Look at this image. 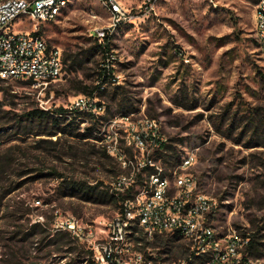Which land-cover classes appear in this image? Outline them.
Returning <instances> with one entry per match:
<instances>
[{
    "label": "rangeland",
    "instance_id": "rangeland-1",
    "mask_svg": "<svg viewBox=\"0 0 264 264\" xmlns=\"http://www.w3.org/2000/svg\"><path fill=\"white\" fill-rule=\"evenodd\" d=\"M120 1L128 13L110 33L113 76L95 92L103 109L93 117L63 118L61 131L49 135L52 122L28 112L67 108L84 85L99 84L103 56L91 32L109 23L99 0H69L41 25L62 57L77 56L64 63L61 78L45 90L0 82V264H90L80 235L59 229L75 220L78 233L89 235L119 210L110 183L129 170L106 146L145 118L157 121L166 140L168 160L156 162L192 173L198 191L217 199L214 224L253 235L261 251L252 262L264 264V51L254 31L256 1L158 0L152 8ZM186 152L195 159L181 169ZM150 171L137 176L134 189ZM70 182L96 185L94 199L70 194Z\"/></svg>",
    "mask_w": 264,
    "mask_h": 264
},
{
    "label": "built area",
    "instance_id": "built-area-1",
    "mask_svg": "<svg viewBox=\"0 0 264 264\" xmlns=\"http://www.w3.org/2000/svg\"><path fill=\"white\" fill-rule=\"evenodd\" d=\"M109 13L105 28L91 32L101 41L126 18L128 10L120 0H99ZM158 0H145L152 8ZM69 0H0V78L29 81L45 90L65 74L61 48L50 45L41 32L44 22L53 21ZM255 35L264 51V0H257L254 13ZM113 55L111 56V58ZM96 97L76 95L67 107L82 115L103 109ZM107 142L109 134L104 133ZM119 138L116 134L106 150L127 174L117 175L110 183L111 194L119 210L101 221L98 231L79 234L75 220L66 221V229L80 235L93 250L96 264H253L248 252L249 236L233 227L214 224L217 199L197 189L192 173L167 172L153 158L166 140L159 124L145 118ZM128 146H122V141ZM131 147L128 155L125 148ZM194 155L181 156L179 168L187 169ZM147 168V169H145ZM151 169L144 182L133 188L137 175ZM173 178V179H172ZM125 196V197H123ZM39 203V199L35 200ZM167 237L155 243L159 237Z\"/></svg>",
    "mask_w": 264,
    "mask_h": 264
},
{
    "label": "trees",
    "instance_id": "trees-1",
    "mask_svg": "<svg viewBox=\"0 0 264 264\" xmlns=\"http://www.w3.org/2000/svg\"><path fill=\"white\" fill-rule=\"evenodd\" d=\"M257 1V0H255ZM94 42L96 43L97 48L101 51L103 59L102 63L100 64V68L97 73V79L99 84H96L94 86H89V85H84L83 90L85 95L90 96L91 98L97 97L95 92H100L102 91L100 88L103 86V84L107 83L110 81L111 77L113 76L112 73V68L110 66V60L112 56V51L110 48V36H105L101 41H99L97 38L94 37ZM76 57L74 56L71 58V56H67L66 54L63 55V61L66 64V61L69 60L70 63H75L76 62ZM2 81H7V80H2L0 78V82ZM26 84H30L29 81H21ZM98 105H100V102H97ZM81 113L74 110V111H69L67 108H64L62 106L58 107L55 111L49 112L48 110L45 109H34L28 112V116L31 119H37L39 121H48L50 120L52 122V125L54 126L53 129L48 131V134L51 135L53 133H56L58 131H61L59 128V125L61 123V120L63 118H74L72 122H74L76 119H79V115ZM93 117V115L91 116ZM166 147V143H163L159 149H157L154 153L153 158L157 159V157H164V159L167 161L168 159L166 158V154H162L163 149ZM147 169V168H145ZM1 170V166H0ZM1 175V171H0ZM139 175V174H138ZM137 175V176H138ZM68 188H69V193L74 195L75 193L81 192L82 197H85L87 199H94L92 198V195L95 193V190L97 189L96 185L92 186H84L79 183H68ZM125 197V196H123ZM114 199L118 200L115 196H113ZM40 227L42 228V224L39 222H36L33 227ZM60 231L67 232L71 237L74 239H78V237L75 234H72V232L68 229L62 230L59 229ZM249 236V244H248V252L250 255H254L258 257L260 255V243L255 239L253 235H248ZM83 246L86 247V251L90 254L89 258V263L94 264V260L91 257L93 254V250L87 245L85 241L81 242Z\"/></svg>",
    "mask_w": 264,
    "mask_h": 264
}]
</instances>
